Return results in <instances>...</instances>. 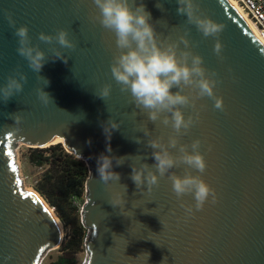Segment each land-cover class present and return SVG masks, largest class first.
<instances>
[{
	"label": "water",
	"instance_id": "water-1",
	"mask_svg": "<svg viewBox=\"0 0 264 264\" xmlns=\"http://www.w3.org/2000/svg\"><path fill=\"white\" fill-rule=\"evenodd\" d=\"M197 2L203 15L224 26L218 37H204L194 24L188 25L187 17L177 14V0H136L151 13L150 22L161 39L176 40L190 29V50L221 81L215 92L223 98L224 110L215 109L212 98L198 100L195 111L200 119L180 138L185 144L202 141L207 169L200 175L218 197L216 203L209 197L199 211L191 194L177 199L168 174L151 192L146 185L137 189L131 180L133 164L156 163L141 128L147 124L152 137L163 136L165 141L172 129L149 122L147 114L135 107L131 93L121 92L111 73L116 38L96 20L99 10L92 0H0V86L18 67L28 76L21 93L7 102L0 99V264H41L46 250L62 245L63 232L50 207L23 189L13 151L19 142L38 147L60 140L90 169L82 214L89 233L86 264H264V49L227 0ZM7 13L16 28L28 27L32 44L45 52L48 61L40 73L18 54V37ZM59 29L69 32L75 50L38 39L40 32L54 36ZM217 39L224 45L221 56L213 50ZM53 48L68 57L67 64L52 59ZM37 75L49 81L44 91L54 103L46 107L37 97L36 89L44 85ZM104 84L112 85L105 101L95 95ZM182 111L185 117L194 112L190 107ZM110 117L121 125L109 140L103 124ZM137 137L142 143L134 141ZM56 144L61 142L52 145ZM170 151L178 154V149ZM101 153L129 157L119 166L113 161L119 182L105 185L99 179ZM186 168L180 165L170 172L183 176ZM122 185H127V217L108 202L113 192H125ZM186 207L193 211L186 213Z\"/></svg>",
	"mask_w": 264,
	"mask_h": 264
},
{
	"label": "clouds",
	"instance_id": "clouds-1",
	"mask_svg": "<svg viewBox=\"0 0 264 264\" xmlns=\"http://www.w3.org/2000/svg\"><path fill=\"white\" fill-rule=\"evenodd\" d=\"M92 2L99 10L96 20L104 29L113 32L116 38L118 51L113 56L111 73L116 83L120 85L121 92L131 93L135 107L140 113L147 114L149 122L155 124L159 121L165 127L172 129V133L165 141L163 136L152 137L147 124L141 128L144 135L149 137L147 147L153 149L151 155L156 163L151 167L147 163H141L139 167L133 164L131 180L137 189L144 190L146 185L147 192H151L153 186H158L159 179L168 174L177 199L191 194L195 200L196 211L203 209L209 197L211 203H216L218 197L215 189L200 175L207 169L204 154L200 151L202 141L195 139L190 144H185L180 143V138L187 135L200 119L199 112L195 111L198 100L204 97L212 98L214 108L224 110L223 98L217 96L215 92L216 86L221 82L217 78L218 73L203 67V58L190 50L191 42L187 38L190 29L185 28L184 34L176 40H172L171 37L161 39L155 26L150 22L151 13L146 10L143 3L137 4L136 0H92ZM177 3L179 5L177 14L186 16V23L194 24L204 37H218L223 31L222 24L200 12L197 0H177ZM156 6L161 8L162 4L158 3ZM6 18L9 26L15 29L14 35L18 37V54L27 60L28 67L34 73H40L48 61L45 52L39 45L32 44L26 25L16 28V21L11 13H7ZM38 39L48 44L55 41L64 49L75 50L77 47V44L69 39V32L66 29H59L54 36L40 32ZM181 44L184 45L183 49L180 47ZM223 48L224 45L217 39L213 49L215 54L221 56ZM51 51L53 60L60 59L67 64L68 57L59 48H53ZM37 79L44 81L43 87L37 88L36 93L46 107L49 103H54L50 94L44 91V86H47L49 81L39 75ZM27 82V74L18 67L14 74L7 78V83L0 86V99L7 102L12 96L21 93ZM173 88H177L178 91L172 92ZM186 88L189 89L187 93L184 91ZM111 91L112 85L104 84L95 95L105 101L111 95ZM184 107L193 109V114L185 117L182 111ZM133 115L137 113L134 112ZM14 118L15 122H19L20 115L16 114ZM120 125L121 122L111 117L104 122V132L109 140L113 130H118ZM134 141L137 144L142 143L139 137ZM171 149H178V154L174 155ZM107 151L111 152L110 146ZM135 157L144 159L140 156ZM80 158L82 159L81 156ZM128 158L101 153L97 158L99 179L105 185L110 181L119 182L120 173L112 171L113 161L119 166ZM180 165L187 166L183 176L170 172ZM190 170H195L199 174L193 175ZM122 186L125 192H113L108 202L113 208L118 207L121 215L126 216L124 205L127 203V185ZM185 211L191 213L193 208L186 207ZM160 222L164 226L161 219Z\"/></svg>",
	"mask_w": 264,
	"mask_h": 264
},
{
	"label": "trees",
	"instance_id": "trees-1",
	"mask_svg": "<svg viewBox=\"0 0 264 264\" xmlns=\"http://www.w3.org/2000/svg\"><path fill=\"white\" fill-rule=\"evenodd\" d=\"M28 163L40 169L35 190L55 211L66 232L60 255L49 264H80V255L86 250L89 237L79 205V200L87 195L90 177L87 163L62 144L31 148Z\"/></svg>",
	"mask_w": 264,
	"mask_h": 264
},
{
	"label": "rangeland",
	"instance_id": "rangeland-1",
	"mask_svg": "<svg viewBox=\"0 0 264 264\" xmlns=\"http://www.w3.org/2000/svg\"><path fill=\"white\" fill-rule=\"evenodd\" d=\"M62 145L65 148L64 144H62ZM50 146H52V145H50ZM50 146H46V147H31V146L23 144L21 142L16 143L14 145L13 151H14V154H15L17 166L19 168V175H20V178L22 180V187H23V189L26 192L36 193L37 195H39V193L35 190V185H36L37 179L40 176V172L41 171H40V169L32 167L28 163V154H29L30 149L31 148H48ZM86 202H87V196H85L83 199L79 200V205L81 206V213L82 214H83V209H84V206H85ZM52 211L56 215V213H55V211L53 209H52ZM56 217H57V219H58V221H59V223L61 225L62 232H63V240H64L65 236H66V232H65L64 226H63L62 222L60 221V219L58 218L57 215H56ZM60 247L61 246H59L58 248H55V249L46 250L44 252V254H43V257H42V260H41V264H49L50 262L55 261L57 259V257L60 255ZM87 259H88V253H87V250H85L80 255V264H86Z\"/></svg>",
	"mask_w": 264,
	"mask_h": 264
},
{
	"label": "built area",
	"instance_id": "built-area-1",
	"mask_svg": "<svg viewBox=\"0 0 264 264\" xmlns=\"http://www.w3.org/2000/svg\"><path fill=\"white\" fill-rule=\"evenodd\" d=\"M256 27L258 35L264 40V0H236Z\"/></svg>",
	"mask_w": 264,
	"mask_h": 264
},
{
	"label": "bare ground",
	"instance_id": "bare-ground-1",
	"mask_svg": "<svg viewBox=\"0 0 264 264\" xmlns=\"http://www.w3.org/2000/svg\"><path fill=\"white\" fill-rule=\"evenodd\" d=\"M229 2V4L234 8V10L238 13V15L241 17V19L243 20V22L245 23V25L248 27V29L250 30V32L252 33V35L257 39V41L261 44V46L264 49V40L261 39L258 35V32L256 30V27L254 26V24L252 23L251 19L249 18V16L247 15V13L243 10V8L240 6V4L236 1V0H227ZM61 142V144H63V141H57V142H52V143H45L43 145H39L38 147H46V146H50L52 144L55 143H59ZM36 194V193H34ZM37 195V194H36ZM41 201L47 206V208H49L48 204L44 201V199H42L39 195H37ZM50 212L53 214V216L55 217L57 223L59 224L60 228L61 225L56 217V215L54 214V212L52 211L51 208H49ZM62 230V228H61Z\"/></svg>",
	"mask_w": 264,
	"mask_h": 264
},
{
	"label": "snow or ice",
	"instance_id": "snow-or-ice-1",
	"mask_svg": "<svg viewBox=\"0 0 264 264\" xmlns=\"http://www.w3.org/2000/svg\"><path fill=\"white\" fill-rule=\"evenodd\" d=\"M10 157L12 156V152L11 151H9L8 153H7ZM12 171L13 172H16L17 171V169H16V167H15V164L13 163L12 164ZM17 184H19L20 183V181H19V179H17ZM27 195H29V196H31L32 195V193H28ZM36 202H39L38 200L36 201ZM44 211H46L47 212V209H44ZM41 252L43 251V249H41L40 250Z\"/></svg>",
	"mask_w": 264,
	"mask_h": 264
}]
</instances>
